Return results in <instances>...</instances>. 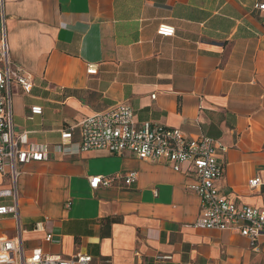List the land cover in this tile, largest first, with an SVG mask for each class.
Returning a JSON list of instances; mask_svg holds the SVG:
<instances>
[{
  "label": "crops",
  "instance_id": "crops-1",
  "mask_svg": "<svg viewBox=\"0 0 264 264\" xmlns=\"http://www.w3.org/2000/svg\"><path fill=\"white\" fill-rule=\"evenodd\" d=\"M9 57L31 77L11 97L13 126L54 147L71 131L70 154L21 167L17 221L25 256H85L89 264H264V236L193 227L201 202L192 173L130 154L78 152L73 127L124 103L135 125L204 136L221 149L219 195L264 211V0H1ZM171 38L156 34L159 25ZM93 66L95 75H88ZM155 95L154 99L151 96ZM40 107L41 115L29 109ZM31 118V119H29ZM73 129V130H72ZM136 174L126 186L124 177ZM92 177L110 179L89 187ZM260 178L255 190L248 181ZM11 189L0 174V193ZM0 197V206L11 205ZM51 235V241L45 237Z\"/></svg>",
  "mask_w": 264,
  "mask_h": 264
},
{
  "label": "built area",
  "instance_id": "built-area-1",
  "mask_svg": "<svg viewBox=\"0 0 264 264\" xmlns=\"http://www.w3.org/2000/svg\"><path fill=\"white\" fill-rule=\"evenodd\" d=\"M1 3V0H0ZM264 12V4L258 6ZM159 37L171 38L174 29L168 25H159L156 30ZM88 75H95L93 66L87 68ZM31 77L20 69L14 68L9 57V48L5 29V19L0 4V174L8 178L11 189L0 193V197H9L11 205L0 206V219L11 216L17 221V180L21 167L30 163L49 160L52 153L70 154L71 131L60 134V144L54 147L31 144L27 132H16L11 112V97L17 91L23 95L31 92ZM155 95L151 96L154 99ZM31 116L41 115L40 107L29 109ZM31 119V118H29ZM73 129L78 130L80 141L78 152L103 151L111 156L121 157L130 154L137 160L165 165L179 174L192 173L196 183L188 187L189 191L199 197L200 215L193 227L198 230H217L235 232L254 244L264 236V211L244 206L237 208L230 201L219 195L216 183L223 176V167L218 161L220 147L211 139L198 136L191 138L179 129H172L156 124L143 123L135 125L133 111L124 103H117L101 112L77 123ZM72 129V130H73ZM136 180V174L124 177V184L129 186ZM89 187L96 189L99 185L107 186L110 179L92 177ZM262 185L258 177L248 181L252 190ZM0 238V264H89L85 256L71 258H51L43 256L40 251H33L25 256L21 237ZM52 236L47 235L45 242Z\"/></svg>",
  "mask_w": 264,
  "mask_h": 264
}]
</instances>
